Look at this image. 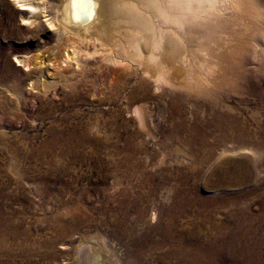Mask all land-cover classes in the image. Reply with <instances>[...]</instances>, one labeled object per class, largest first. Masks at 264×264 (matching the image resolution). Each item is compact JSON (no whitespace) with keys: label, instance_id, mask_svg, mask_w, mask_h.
<instances>
[{"label":"bare ground","instance_id":"6f19581e","mask_svg":"<svg viewBox=\"0 0 264 264\" xmlns=\"http://www.w3.org/2000/svg\"><path fill=\"white\" fill-rule=\"evenodd\" d=\"M0 1L6 4L0 12V182L6 188L15 187L12 192L0 188V264H11L10 258L17 257L18 251L25 254L37 250L40 243L46 247L45 256L54 259L60 256V251L51 249L55 243L64 245L61 241L69 232L85 223L76 219L70 224L59 218V223L51 227L55 239L42 238L30 244L26 242L30 233L21 215L23 206L11 211L6 207L26 200L24 186L40 187L41 153L48 150L73 155L89 148L99 151L107 141L91 135L85 121L75 123L61 113L55 115L60 107L53 102L34 111L35 106L25 96V81H30L31 85H26L39 97L46 84L44 72L54 77L72 68L76 73L75 66L84 68V52H100L101 61L117 67L114 79L124 72L127 79L122 86L137 82L135 87H144L145 96L152 86L193 87L201 83L198 74L190 76L189 67L195 66V59L204 56V61L208 57L231 63L228 53L237 33L232 18L241 0H54L49 28L56 33V44L45 42L41 46L40 32L47 26L41 19L46 11L40 0H15V5ZM24 31L30 35L22 37ZM14 40H21L24 47L35 41L37 49L15 53L14 63L11 51H19L12 46ZM55 46L64 49L59 58L50 61L46 56ZM211 70L209 66L208 73ZM86 90V85L74 86L72 92L83 99ZM249 94L264 107L263 87H252ZM198 105L192 120L178 114L169 131L172 144L163 143L165 154L172 152L173 156H166L163 165L152 172L146 173L142 166L131 173L129 162L121 173H114L118 178L114 186H118L117 194L122 199L102 224L111 229L112 238L98 234L80 238L72 253L67 250L71 246L63 253L68 264H213L222 250L232 253L236 247H247L249 243L244 240L256 236L262 222L255 228L252 220L256 215L244 205L245 200L257 197L264 202V177L259 175L264 167V125L255 115L246 116L239 109L209 103L202 114ZM135 107L139 125H144L145 110ZM177 107V103L173 105ZM40 114H47L52 126L50 137L41 144L40 132L28 131L29 121L34 128L40 125ZM249 147L258 153L255 160L231 155ZM207 189L211 195L201 193ZM204 222L209 236L202 234L200 223ZM115 240L128 250L124 261L114 250ZM258 243L255 239L252 245Z\"/></svg>","mask_w":264,"mask_h":264},{"label":"rangeland","instance_id":"374dc122","mask_svg":"<svg viewBox=\"0 0 264 264\" xmlns=\"http://www.w3.org/2000/svg\"><path fill=\"white\" fill-rule=\"evenodd\" d=\"M7 1L15 5V0ZM53 1L40 0V6L46 11L41 15V19L48 28L53 15L51 7ZM241 1L240 7L235 10L234 20L232 18V27L237 33H234L231 50L228 53L231 63L223 62L219 58L210 60L208 57L204 61V56L195 59V66L189 67L190 76L196 77L198 74L197 77L201 79V83L194 84L193 87L152 86L147 90V92L149 91L148 95L145 96L146 94H143L145 93L144 87H135L137 82L132 81L134 85L131 82L126 87L122 86L127 79L124 72L121 71L118 74L119 77L114 79L113 70L117 67L101 61L102 54L100 52L98 54L84 52L82 55L84 68L79 70L78 66H75L76 73L72 68L62 71L54 77L44 72L43 78L45 77L46 84L43 86V90H40L39 97H35L37 94L31 87L29 89L30 81L28 80V83L27 80L25 81V88H27L25 96L35 106L34 111H37L39 106L41 111L46 102H53L60 107L59 112H54L55 115L61 113L75 123L85 121L91 135L107 142L105 147L99 151L93 148H89L88 151L80 149L72 155L58 154L57 151L52 154L47 150L40 154V168H38L40 187L36 185L24 186L26 200L22 203L13 202L12 205L8 204L6 207L8 211H11L23 206L21 215L24 219V227L30 233V238L27 237L26 242L33 244L41 242L42 238L52 237L55 239L56 236L53 235L51 227L59 223V218L70 224H73L76 219L82 220L85 224L77 225L74 231L69 232L65 241H61L64 245L59 242L55 243L54 248H51L55 253L60 251L59 257L52 259L45 256L46 247L40 243L37 250H28L25 254H20L18 251L17 257L10 258L11 264H68V261L65 260L67 257L63 253L70 246V249L67 250L72 253L75 242L80 238L98 234V236L110 240L112 238L111 229L102 224L106 221L108 213H111L112 210L115 211L116 203L122 199V196L117 194L118 186H114V182L118 179L114 173H118V171L121 173L122 168L129 162L131 164L128 169L131 173L135 168L137 171L138 167L143 166L147 173L155 171L163 165L168 157L173 156L172 152L165 154L163 146V143L166 142L172 144L169 138L170 129L175 126L179 113L192 120L196 110L195 104H199L202 114H205L209 103L239 109L241 112H245L246 116L255 115L254 117L264 125V107L260 106L256 98L249 94L252 87L264 88V0ZM5 5L0 1V12L6 9ZM16 20L20 22L19 18ZM18 21L16 23L20 24ZM47 27H45L46 30L40 32V46L45 42L47 45L56 44V33ZM27 33L24 31L21 36H29L30 33ZM11 43L14 48L19 49V51H11L10 59L14 63H16L15 53H33L37 49L35 41L28 47H24L21 40H14ZM93 47V44H90L91 51H93ZM55 48L46 56L50 61L51 58L52 60L59 58L64 49V47L56 46ZM204 62L207 64L204 65ZM209 66L214 70V73L212 70L211 74L208 73ZM21 68L25 69L23 66ZM85 85L87 90L82 93L85 98H79L72 92L74 86L79 88ZM175 102L178 105L177 109L173 108ZM135 104L145 110L144 125H139ZM205 117H209V115H205ZM28 125L31 129L28 130L30 133L40 132V144L50 137L51 118H48L47 114H40V125L37 128L31 125V121L28 122ZM249 148L231 155L249 156L255 160L258 153L253 148ZM218 152L221 153L219 150ZM261 170L259 175L264 177V167ZM10 175L12 174L10 173ZM136 179L137 177L133 179L134 183H136ZM0 188L9 192L15 190L14 185L6 188L2 182H0ZM48 188L49 190H47ZM262 188V197H264V187L262 186ZM209 191L210 189H207L206 192L201 190V193L211 195L212 191ZM71 201L76 202L72 203ZM244 206L249 207L254 216L256 215L252 220L253 226L256 228L261 221L263 227L257 230L254 238L249 236L244 240L245 243H249H246L247 247H236L232 253L227 249L222 250V255L213 264H264V213L258 217L259 213L264 211V202L261 197H257L245 200ZM149 214L150 211L147 214L148 219L150 218ZM221 218L223 216L219 215V219ZM118 219L121 220L122 217ZM13 220H17V215L13 217ZM200 225L202 234L209 236L207 222L200 223ZM255 239L259 241L256 246L252 245ZM114 242L116 254L119 255L121 261H124L128 254L126 246L119 240ZM106 248L110 250L109 247ZM70 257L71 255H68V258ZM4 261H7L6 258Z\"/></svg>","mask_w":264,"mask_h":264}]
</instances>
